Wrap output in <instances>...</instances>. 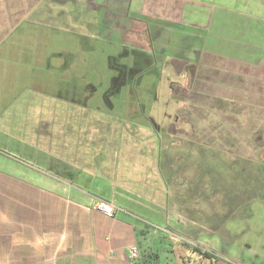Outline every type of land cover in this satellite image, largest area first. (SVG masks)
<instances>
[{"label":"crops","instance_id":"0c3cea01","mask_svg":"<svg viewBox=\"0 0 264 264\" xmlns=\"http://www.w3.org/2000/svg\"><path fill=\"white\" fill-rule=\"evenodd\" d=\"M242 1L0 0V56L18 60L20 46L6 44L23 39L14 33L25 25L120 35L126 50L135 52L133 45L144 56L167 57L180 74L182 80L171 84L179 105L170 126L190 128L170 129L171 137L186 143L205 137L208 147L219 144L225 153L263 167L264 0ZM0 81V90L15 88L10 77L1 75ZM38 98L26 90L0 109V153L21 156L26 163L20 170L29 175L14 178V162L0 154L11 175L6 184L21 188L0 193V264H148L141 240L149 246L178 239L191 252L204 248L197 240L209 227L201 225L198 202L181 190L189 180L176 185L168 178L173 170L162 158L165 150L171 161L165 135L154 126L123 125L76 100ZM26 106L30 117L23 116ZM54 106L62 112L48 120L42 108ZM185 111L189 115L181 117ZM210 118L214 126L205 134L193 132ZM100 201L115 205L113 217L97 208ZM132 248L138 259L130 258ZM192 253L187 264L200 260ZM238 256L241 264H264L245 250Z\"/></svg>","mask_w":264,"mask_h":264},{"label":"rangeland","instance_id":"374dc122","mask_svg":"<svg viewBox=\"0 0 264 264\" xmlns=\"http://www.w3.org/2000/svg\"><path fill=\"white\" fill-rule=\"evenodd\" d=\"M239 1L219 0V3H246ZM92 14L93 11L89 10V15ZM31 27L35 26L25 25L18 29L14 35L24 38L16 41L14 37L6 44L14 42L15 46H20L22 52L18 53V60L10 55L4 59L0 56V74L4 75L6 81L8 77L15 80V88L0 90V109L2 106L4 109L15 98L24 96L27 90L34 98H54L56 95L79 101L88 109L111 114L123 125L156 127L162 136H166L171 154V161L165 150L162 154L164 163L168 160L173 170L168 178L175 181L176 185H179V180H189L183 183L181 190L185 188L186 195H192L198 202V210L202 214L201 225L209 227V230H201L197 241L205 249L201 248L200 260L192 264H230L222 259L223 255L236 261L243 250L254 258L258 255L264 262V165L261 167L258 163L240 160L236 154H227L221 149L225 147L219 144L208 147V139L205 137L187 143L186 140L171 137L174 135L169 133L170 129L177 132L185 126L189 129L190 126L184 122V125L180 124L182 128L170 126L176 121V109L179 105L177 96H172L171 84L182 80L170 59L157 53L149 54L150 57L148 53L144 56L137 53L133 45H129V48L135 52L128 51L123 47L125 42L120 39V35L113 39L107 37V31L103 37L89 32L82 34L78 29L65 30L66 28L59 26L50 29L39 26L34 30ZM38 39L41 43L37 45ZM8 51L9 49L6 52ZM14 65L21 81L14 75ZM115 82L121 86L115 88ZM33 92L38 96H34ZM176 93L175 91L174 94ZM106 100H110V104ZM56 106L42 108V112L43 109L48 112V120L52 119L53 112H62ZM201 108L206 109L204 106ZM24 109L26 111L27 106ZM184 114L189 115L185 111L181 113V117ZM28 115L30 117L28 110L23 113L24 117ZM40 116L38 113L32 115L38 120L44 119L43 115ZM212 119H209L208 124H196L199 129L196 128L193 132L205 134L207 128L214 126L215 117ZM45 121L48 122L46 118ZM227 143L229 147L232 142ZM231 148L234 151L238 149ZM193 150L196 152L193 153ZM7 152L11 153L9 150ZM0 154L14 162L10 171L14 178L29 177L20 170L19 164L26 163L21 156ZM248 158L252 159L253 156ZM259 158L263 161L264 154ZM29 163L27 166L33 169L32 162ZM9 176L11 175L0 165V193L21 190L8 185L10 183L6 184V181H10ZM171 242L165 240L148 246L141 240L139 249L145 254L143 260H147L148 264L189 263V259L194 257L190 248L185 247L178 239ZM206 250L211 252L212 259L207 257Z\"/></svg>","mask_w":264,"mask_h":264},{"label":"built area","instance_id":"2783aa9c","mask_svg":"<svg viewBox=\"0 0 264 264\" xmlns=\"http://www.w3.org/2000/svg\"><path fill=\"white\" fill-rule=\"evenodd\" d=\"M97 208L102 211L106 216L113 217L115 214V205L108 201H100ZM130 258L132 260L139 258V252L136 248L130 250Z\"/></svg>","mask_w":264,"mask_h":264},{"label":"trees","instance_id":"16d2710c","mask_svg":"<svg viewBox=\"0 0 264 264\" xmlns=\"http://www.w3.org/2000/svg\"><path fill=\"white\" fill-rule=\"evenodd\" d=\"M184 245L188 247L187 244H184ZM191 250H192V252L201 255V249H200V248H198V247H193V248H191ZM206 251H207V250H206ZM210 254H211V252L207 251V253H206L207 257H208L209 259H212L213 257H212V255H210ZM227 258H228V257H227ZM214 259H216L215 255H214ZM227 261H228L230 264H240V263H238V262H236V261H234V260H231V259H227Z\"/></svg>","mask_w":264,"mask_h":264}]
</instances>
